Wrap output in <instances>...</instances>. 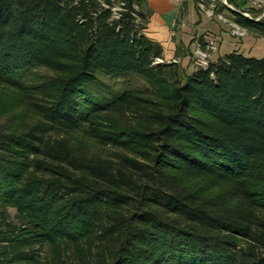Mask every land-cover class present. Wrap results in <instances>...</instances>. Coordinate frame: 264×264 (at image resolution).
<instances>
[{
    "label": "trees",
    "instance_id": "1",
    "mask_svg": "<svg viewBox=\"0 0 264 264\" xmlns=\"http://www.w3.org/2000/svg\"><path fill=\"white\" fill-rule=\"evenodd\" d=\"M147 1L0 0V79L37 119L0 123V207L17 211L1 214L0 264L45 249L54 264H264V57L187 75L146 35ZM234 13L264 38V18ZM39 68L53 75L25 84ZM125 75L151 89L101 94Z\"/></svg>",
    "mask_w": 264,
    "mask_h": 264
},
{
    "label": "rangeland",
    "instance_id": "2",
    "mask_svg": "<svg viewBox=\"0 0 264 264\" xmlns=\"http://www.w3.org/2000/svg\"><path fill=\"white\" fill-rule=\"evenodd\" d=\"M155 1L150 3L148 0L144 6H143V12L147 16L146 20V31L149 30V27L151 25L152 19L155 17V14H157L156 9L161 6V4L166 5L170 4V1L163 0V3ZM190 0H177V11L181 10V16L177 13V11H174V14L172 16V22L170 26V33L171 38L176 41L177 46V54L176 59L172 62L167 63H177L181 70H183L186 74L188 71L183 67L181 60L179 58L183 57H189L190 58V64L194 66V68L197 70V57L196 52L198 50H201L202 52H205L209 55L208 61L212 62L213 56L218 53L220 50V46L217 41V37L212 35L211 33H207L205 37L196 38L193 42L194 43V49L192 50V46L189 47L185 46V44L182 42L181 38L182 35H184L183 26H184V15L186 14L184 11V15L182 13L183 7H185L186 2H189ZM197 4L198 9L201 12H204L205 14H212L213 19H217L218 22L223 23L224 25H227L230 31V34L234 38L243 39L247 32L253 34L256 38L261 39L258 34L254 32H250L247 29L241 27L239 24L236 23V17H235V11L241 13L246 18H249L251 20L258 19L259 17L264 18V11L263 12H255L252 10H244L240 7V1L235 0V3L239 6H234L230 0H228V3L233 6L234 9H230L228 6H226L223 2V0H205V7L204 10L201 9L198 5V0H194ZM175 3V2H174ZM173 3V4H174ZM239 3V4H238ZM173 7L174 5H170ZM210 12V13H209ZM219 16H222V20L218 19ZM166 20V18H165ZM235 26L239 27L241 30H243V33H245L242 37H238L236 35H233L232 32L235 30ZM152 31V29H150ZM197 34H195L196 36ZM206 38H209L214 44L217 46V51H213L209 45L205 42ZM264 39V38H263ZM190 44V43H189ZM264 53V43L260 45L257 48L256 54L254 58L260 59V57ZM253 57V56H252ZM262 58V57H261ZM166 62V61H165ZM53 73L50 70H47L45 68H39L36 69L34 72H32L29 75H26L25 78V84H32L38 82L39 79L52 76ZM100 83L101 88L103 91L101 92L102 95H109L110 92H117L122 91L125 89H135V90H146L151 89L149 84L142 79L139 76L136 75H125L121 77H108V76H102L100 77ZM94 97H88V99L82 100V103L84 106H87L91 99ZM36 115L31 110H28V103L26 101L25 94L19 86L14 85L13 83H8L0 79V123L6 124L9 126H12L13 128L22 125L25 121L26 122H33L36 121ZM107 154V151L111 152L110 150H104ZM99 152H101V149H99ZM4 213L8 220L11 222H17V211L14 208H2L0 207V221L1 214ZM49 249H45L41 254V261L40 264H54L51 256H50Z\"/></svg>",
    "mask_w": 264,
    "mask_h": 264
},
{
    "label": "crops",
    "instance_id": "3",
    "mask_svg": "<svg viewBox=\"0 0 264 264\" xmlns=\"http://www.w3.org/2000/svg\"><path fill=\"white\" fill-rule=\"evenodd\" d=\"M150 3L158 0H149ZM166 1V0H165ZM170 1V4L165 3L161 4L159 8L156 9L157 14L151 21L149 30L146 31V35L161 43L164 49V60L166 62H172L176 59L177 46L176 41L171 38L170 26L172 22V16L175 15L174 11H177L178 5L177 0H167ZM232 2L234 6H238ZM240 7L244 10H252L255 12L264 11V0H239ZM159 2L163 3V0ZM175 2V3H174ZM174 3V4H173ZM239 4V3H238ZM170 5H174L171 7ZM184 11H186L184 15ZM177 13L181 16V10H178ZM184 18L182 42L185 46H192L194 49V40L196 38L205 37L207 33H211L217 37L220 50L213 56L212 62H216L220 57H224L231 53H240L247 57H254L257 51V48L264 43V39L256 38L253 34L247 32L246 36L243 39L234 38L231 36L229 28L227 25L218 22L217 19L209 18L204 12H201L194 0L186 2L185 7L182 11ZM166 18V20H165ZM152 29V31H150ZM195 34H197L195 36ZM190 43V44H189ZM264 57V53L261 56ZM260 57V58H261ZM183 67L188 71L187 75H191L196 71L193 65L190 64L189 57L179 58Z\"/></svg>",
    "mask_w": 264,
    "mask_h": 264
},
{
    "label": "built area",
    "instance_id": "4",
    "mask_svg": "<svg viewBox=\"0 0 264 264\" xmlns=\"http://www.w3.org/2000/svg\"><path fill=\"white\" fill-rule=\"evenodd\" d=\"M223 2L230 9H234L233 6L228 3V0H223ZM198 5H199V7H201V9L204 10L205 0H198ZM106 7H108V6H106ZM113 10L116 11L117 8H114ZM212 14L211 13L210 14L207 13L206 15L209 18H212ZM218 19L222 20V16H219ZM260 19H261V17H259L258 19H255V21H258ZM232 34L236 35L238 37H240V36L242 37L245 33H243V30H241L239 27L235 26V30L232 32ZM205 42L209 45V47L213 51H217L218 50L216 44H214L209 38H206ZM196 57H197V67L198 68L206 69L211 63L210 61L207 60V59H209V55L207 53H205V52H202L201 50H198V52H196ZM160 62H163V61H160Z\"/></svg>",
    "mask_w": 264,
    "mask_h": 264
}]
</instances>
